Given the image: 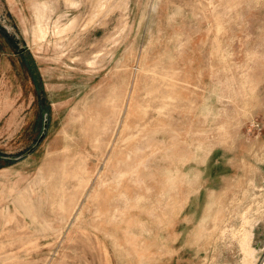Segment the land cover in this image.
<instances>
[{"label": "rangeland", "instance_id": "rangeland-1", "mask_svg": "<svg viewBox=\"0 0 264 264\" xmlns=\"http://www.w3.org/2000/svg\"><path fill=\"white\" fill-rule=\"evenodd\" d=\"M263 262L264 0H0V264Z\"/></svg>", "mask_w": 264, "mask_h": 264}, {"label": "water", "instance_id": "water-1", "mask_svg": "<svg viewBox=\"0 0 264 264\" xmlns=\"http://www.w3.org/2000/svg\"><path fill=\"white\" fill-rule=\"evenodd\" d=\"M47 125H48V122L45 121V129H47ZM44 135H45V132L41 135V137H40L39 140L37 141L36 146L40 144V142H41L42 139L44 138ZM36 146H35V147H36ZM32 150H33V148H32L29 152H31Z\"/></svg>", "mask_w": 264, "mask_h": 264}, {"label": "flooded vegetation", "instance_id": "flooded-vegetation-1", "mask_svg": "<svg viewBox=\"0 0 264 264\" xmlns=\"http://www.w3.org/2000/svg\"><path fill=\"white\" fill-rule=\"evenodd\" d=\"M263 264H264V262H263Z\"/></svg>", "mask_w": 264, "mask_h": 264}]
</instances>
